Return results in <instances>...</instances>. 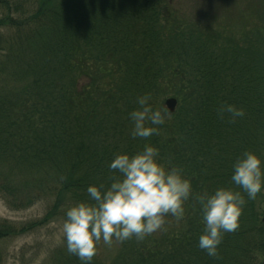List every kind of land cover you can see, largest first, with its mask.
I'll return each instance as SVG.
<instances>
[{
    "label": "trees",
    "instance_id": "trees-1",
    "mask_svg": "<svg viewBox=\"0 0 264 264\" xmlns=\"http://www.w3.org/2000/svg\"><path fill=\"white\" fill-rule=\"evenodd\" d=\"M197 1L0 0V195L10 207L45 198L41 221H64L69 207L94 203L89 185L120 178L108 168L116 154L145 144L191 182L183 219L166 216L162 230L118 242L109 259L96 251L91 264H264V188L248 200L231 181L244 151L264 169V3L259 24L235 28ZM144 95L154 109L168 97L176 105L164 124H146L158 134L133 139L128 114ZM222 104L245 114L230 122ZM221 187L246 203L210 257L193 196ZM37 225L0 221V240ZM48 264L81 262L62 239Z\"/></svg>",
    "mask_w": 264,
    "mask_h": 264
},
{
    "label": "clouds",
    "instance_id": "clouds-1",
    "mask_svg": "<svg viewBox=\"0 0 264 264\" xmlns=\"http://www.w3.org/2000/svg\"><path fill=\"white\" fill-rule=\"evenodd\" d=\"M148 95L137 98L140 108L128 116L132 122L130 136L135 139L158 134L157 127L171 116L166 108L154 109ZM227 113L230 122L244 116V110L232 104H222L218 115ZM158 149L145 144L142 151L133 155L116 154L108 168L120 173L105 188L89 185L86 192L94 203L78 202L65 211L62 233L66 251L75 255L81 264H91L96 245L101 241L111 246L113 241L123 242L135 237L138 241L146 235L162 230L165 217L183 219V204L192 194L191 182L176 167L158 163ZM231 181L254 200L264 188V169L260 158L253 152L244 151L233 163ZM201 208L203 231L198 247L208 256L217 257V247L223 233L238 228V217L246 200L240 191L217 188L212 193L193 196Z\"/></svg>",
    "mask_w": 264,
    "mask_h": 264
},
{
    "label": "rangeland",
    "instance_id": "rangeland-1",
    "mask_svg": "<svg viewBox=\"0 0 264 264\" xmlns=\"http://www.w3.org/2000/svg\"><path fill=\"white\" fill-rule=\"evenodd\" d=\"M175 5L183 10L195 0H173ZM197 1V0H196ZM204 2L206 12L216 10L220 24H236L242 21H253L259 24L262 18L260 6L264 0H198ZM197 1V2H198ZM215 9V10H214ZM23 10L29 11L27 7ZM201 13V11L199 10ZM209 16V15H208ZM207 30L205 24H200ZM83 81H79L81 84ZM49 202L45 198L33 200L29 206L23 208L10 207L6 198L0 195V221H6L16 226L29 222H39V225L29 231L13 236L3 237L0 240V264H48L52 250L60 245L63 239L61 218L51 221H41L45 207ZM264 203H262V206ZM41 221V222H40ZM118 242L113 241L107 246L101 241L97 244V252L103 259H109L117 250Z\"/></svg>",
    "mask_w": 264,
    "mask_h": 264
},
{
    "label": "water",
    "instance_id": "water-1",
    "mask_svg": "<svg viewBox=\"0 0 264 264\" xmlns=\"http://www.w3.org/2000/svg\"><path fill=\"white\" fill-rule=\"evenodd\" d=\"M165 105L169 109V111H173L175 100L173 98H168L165 100Z\"/></svg>",
    "mask_w": 264,
    "mask_h": 264
}]
</instances>
